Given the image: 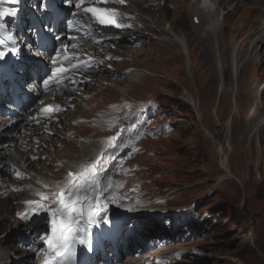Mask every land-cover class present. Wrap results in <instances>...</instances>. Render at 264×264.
Masks as SVG:
<instances>
[{"label":"rangeland","instance_id":"1","mask_svg":"<svg viewBox=\"0 0 264 264\" xmlns=\"http://www.w3.org/2000/svg\"><path fill=\"white\" fill-rule=\"evenodd\" d=\"M174 1L172 6L147 11L149 14L154 12L151 23L145 21L147 26L154 24V37L144 36V40L138 39L137 44L134 41L122 42L123 47H119L123 50L114 51L120 56L115 67L135 63L138 74L142 75L132 85L122 76L118 78L122 81V91L127 94L117 93L108 86L100 85L98 81L93 82L87 88L88 92L83 93L87 103L92 105L100 102L102 98L117 99L119 95L140 99L136 102L140 104V110L137 111L141 112V131L129 134L125 130L126 126H122L134 120L131 110L125 115L111 110L104 113L107 117L100 120L101 126L94 127L97 137L92 132V124L88 125L91 130L89 136L100 140L98 149H102L107 138L117 132L122 134L120 143L124 139L131 140L132 147L123 157L118 171L123 173L125 194L130 198H138V207L187 208L186 226L192 228L194 237L185 241L179 239L175 243L182 249L185 255L183 260H186L183 263L175 261L176 264H234L229 258L241 260L244 264L250 261L264 264V181L261 179H264V123L259 126L258 132L249 137V133L259 125L258 122L264 115V108L261 106L264 105V87L257 95L254 87L257 80H264V40L250 44L248 41L243 42L246 31L264 10H259L261 5L250 3L249 0H237V4L233 5L235 11L228 12L219 34L224 47L223 61L226 66L229 65L230 55L235 56L236 61L242 57L239 63L246 59L247 61L239 69V75L237 71L232 80L230 77L228 79L227 69L223 80L221 78L216 81L209 55L197 57V50L191 48L190 57V53L169 39L167 27L170 26L176 36L179 35V27L183 31L185 43L193 45V33L188 28L186 15L180 12L184 4L182 0ZM239 5L243 7L241 11L237 10ZM163 19L167 21V27L159 32L158 24ZM241 26H244V31L236 33L235 30ZM239 41L244 47L235 50ZM230 47H234L233 51ZM127 52L130 57H123ZM146 70L152 74H147ZM104 75L108 76L107 73ZM216 75L220 76V73ZM112 77L107 79L111 80ZM217 87L220 89L217 90ZM217 97L218 106L213 110L212 106ZM253 99L256 109L249 115L248 108ZM101 105L105 107V103L102 102ZM84 115L90 120L95 119L89 118L87 113ZM128 115L130 116L126 121L127 118L122 116ZM70 128L73 130L68 135L87 131L86 123L82 121ZM224 137L227 149H224ZM54 140V155L67 153L66 150L71 148H68V144L75 143V138L72 140L67 136L63 141ZM85 141L92 142L91 139ZM256 141L258 148L255 146ZM217 143L220 144L218 151ZM91 149L93 152L84 153V162L78 166L85 167L91 163L96 148L92 146ZM44 155H35L33 160L43 159ZM222 155L226 156L227 166L233 175L241 179L240 182L225 177L218 181L220 183H216V177L222 172L218 164ZM224 161L226 164L225 159ZM38 170L45 175L50 173L47 169L43 171L41 167ZM51 174L57 175L59 172L56 169ZM256 176L259 177L255 179ZM227 180L232 182L228 185L221 182ZM107 181L118 183L122 187L118 179L114 180L108 174L100 183ZM17 198L10 197L0 202V207L4 206L8 210L4 225L10 224L7 221L11 213L9 208L15 204L13 199ZM136 201L130 204H136ZM7 228L3 231L6 232ZM258 228L260 231L256 233ZM248 229L254 230L260 249L248 245L251 239L247 234ZM11 231L13 230H8V233ZM4 236L0 235V243L10 246V240L7 241V235ZM0 249L7 252L1 246Z\"/></svg>","mask_w":264,"mask_h":264},{"label":"snow or ice","instance_id":"2","mask_svg":"<svg viewBox=\"0 0 264 264\" xmlns=\"http://www.w3.org/2000/svg\"><path fill=\"white\" fill-rule=\"evenodd\" d=\"M21 0H12V3L19 5ZM113 0H39L33 7L39 13L37 23L27 24V36L23 41L13 37L11 33H7V39L11 40L12 46L8 47L3 39H0V84L5 81L15 83L17 79L23 78L25 85L32 78L27 74L30 71L29 66L19 63L18 60L9 62L10 56H17L21 49H26L29 55L37 60L38 63L43 62L47 57L52 65L61 63L60 67L51 69L50 74H45L42 81L44 89H50L59 85L62 81L56 79L57 75L67 76L69 69L64 64H69L71 70L79 71L81 68H90L93 65L91 59L80 60L76 64L71 61L76 59L74 56L66 54L67 45L59 44L58 47L53 46V52H48L45 37L51 36L60 17V12L70 9V15L78 18L71 22L76 27L68 28L64 20H60L61 25L66 30L81 34L87 28H115L125 29L132 25H125L119 22L122 15L115 7H106L104 5L111 4ZM119 4L126 3V0H115ZM20 12L19 7H13L9 13L0 12V17L11 15L16 17ZM2 27V26H0ZM5 33L0 30V37ZM63 33L53 37L56 43L62 39ZM32 37V39H28ZM71 38V36L69 37ZM100 44L103 41H97ZM64 51L63 61L59 60L61 52ZM54 53V54H53ZM31 91V87L28 88ZM41 112L50 113L54 111L51 105H47ZM121 133L107 138L106 146L103 147L99 154L85 166L79 173H68V181L66 189H61L59 193H53L56 199L45 205L40 201L29 200L25 203L31 205V215L36 216L41 210L47 212L48 232L45 233L43 243L46 245L44 256L41 264H93V257L109 243V235L105 232L94 233L92 230L98 228L101 223L111 225L112 219L106 214V202H101L99 194V177L106 167V160L110 158V153L119 147ZM19 176V173H17ZM91 186L95 191V196L85 194L84 189ZM111 188V184H109ZM46 199L41 194V200ZM119 199V197H114ZM21 220H30L27 212L18 213ZM77 245L81 246L82 257H77Z\"/></svg>","mask_w":264,"mask_h":264},{"label":"bare ground","instance_id":"3","mask_svg":"<svg viewBox=\"0 0 264 264\" xmlns=\"http://www.w3.org/2000/svg\"><path fill=\"white\" fill-rule=\"evenodd\" d=\"M249 2L261 5V8L259 10H264V0H249ZM182 3L184 5L182 6L180 12L182 14L186 15V22L188 24V28L193 33V39H192L193 45H192V47L190 45H187L186 43L183 44V47L186 50L185 52L190 53L189 56L192 57L191 48H195V50H197L196 51L197 57L201 58L203 55H209L211 57V60H212V66H211L212 73L215 76V80L220 81L221 80V74L223 73V71L225 69V62L222 61V54H223L222 53V46H221L220 40L218 38V34H220L221 24L225 23L226 15L228 14V12L230 13L233 10V5L237 4V0L236 1L235 0H212L213 6H212L211 10H201V9L197 8L194 5V3L190 0L188 2H185V0L184 1L182 0ZM242 8H243L242 5H239L237 10L241 11ZM216 11H217V14L215 15ZM233 11H235V10H233ZM261 14L264 15V11L261 12ZM60 20L61 19H59L58 21L60 22ZM135 23L142 24V20L136 14H133L131 24H135ZM169 29H171V28L169 27ZM178 30L180 32H182L180 29H178ZM169 31L171 33H173L171 30H169ZM134 35H135V32L130 33V36H134ZM190 37H192V36H190ZM243 39H245L243 42L248 41L249 44L251 42H257L260 39L264 40V22H262L260 19L258 21H254V24L251 27H249V29L246 31L245 37H243ZM246 39H248V40H246ZM21 40H23V38H21ZM243 47H244L243 44L241 43V41H239L236 44L235 50H241V49H243ZM235 58H236L235 56H234V58L232 57V60L230 61V64H229V72H230L229 77L231 80L236 76V72L238 71L240 66L244 63L243 62L241 65L238 66L239 62H236ZM190 66H191V64H190ZM132 72H133V70H129V69L124 70L123 75L131 77ZM216 73H220V76L216 75ZM104 82L111 83L113 86L118 87V85L114 84V82H112L111 80H108L107 78L104 79ZM86 103H87V101L85 99L79 100V101H77V106H83V105H86ZM70 104H72V103H70ZM77 108L78 107H75L74 111H78ZM81 112L83 114L87 113L89 118H95L96 117L95 113H93L89 108H86L84 110L82 109ZM66 114H67V116L65 117L63 115L62 119L69 118L71 116L72 112L69 111ZM25 136H27V135L25 134ZM32 136L35 137V133H32ZM61 137H64V135H61ZM78 137L82 139V137H80V136H78ZM79 141H81V142H79ZM79 141L76 142V146H75V150H76L75 160H72V158H71L72 164L67 159L63 160L62 158H55L54 156H52L51 158H55L57 160V164H59V165H67V166L71 167V171H72V169L74 167V163L76 165H78L79 163L84 162L83 161V157L85 156L84 153H87L89 151L87 154H90L93 152L92 151L93 149H91L92 144H90L91 141H85V140H79ZM34 142L36 144H38L40 142L46 143L47 140L44 138H41L39 136V137H36L35 141H32V143H34ZM84 142H86V143H84ZM15 146H19V144H16ZM68 148H70V150L69 151L66 150L67 154L69 155V157H73L72 145L68 144ZM52 150H50L49 152L51 153ZM11 153H14V152L11 151ZM27 163H30V162H27ZM30 164L33 165L34 163L31 162ZM107 169H108V171H110V167H105L104 170L107 171ZM36 170L37 169H35V168L23 167V171H29L37 180H39V181L45 183L46 185L50 186V188H53L57 184V182H58L57 180L48 181L45 177L39 175L36 172ZM225 177L233 178L229 174H224V175H220L217 178V181H219ZM25 178L28 179L27 176ZM234 178H235V176H234ZM236 179H237L236 181H238V182L241 181L237 177H236ZM34 187L35 186L33 184H27V188L25 190H23L24 192L19 195L20 200H19L16 207H20V205L22 203H25V201L28 197L27 194L30 193V191ZM135 205H136L135 203L129 204L128 206L124 207L123 209L128 210L131 214H135L136 213V206ZM6 212H7V209L5 207L0 208V224H1V222H4ZM5 237H6V235H5ZM0 246L4 247V245H1V244H0ZM9 259H10V256L8 255V253L5 252L4 250L0 249V263L5 264L7 261H9ZM176 263L177 262H174L173 264H176Z\"/></svg>","mask_w":264,"mask_h":264}]
</instances>
